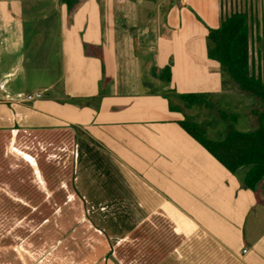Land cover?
Listing matches in <instances>:
<instances>
[{"label": "crops", "instance_id": "crops-1", "mask_svg": "<svg viewBox=\"0 0 264 264\" xmlns=\"http://www.w3.org/2000/svg\"><path fill=\"white\" fill-rule=\"evenodd\" d=\"M232 13L246 15L249 70L264 79V0H0L3 156L30 160L32 133L72 165L53 203L0 184V223H69L70 264H264V178L244 187L178 124L206 115L175 96L188 91L244 119L233 101L250 95L206 53L208 28ZM31 234L5 254L29 264Z\"/></svg>", "mask_w": 264, "mask_h": 264}, {"label": "trees", "instance_id": "trees-1", "mask_svg": "<svg viewBox=\"0 0 264 264\" xmlns=\"http://www.w3.org/2000/svg\"><path fill=\"white\" fill-rule=\"evenodd\" d=\"M206 53L219 63L222 74L235 84L239 92L254 98L256 104L249 108L248 113L253 117L255 126L238 129V113L219 107L215 109L210 94L200 91L175 94L183 107L206 112L200 120L194 114L183 113L178 124L228 171L239 174L244 187L255 191L264 178V79L249 70L246 15L232 13L217 27L208 28ZM159 76L169 80V66L163 67ZM169 106L173 107L171 102ZM220 121L223 122V129L216 130L213 137L208 136V129L216 128Z\"/></svg>", "mask_w": 264, "mask_h": 264}, {"label": "rangeland", "instance_id": "rangeland-1", "mask_svg": "<svg viewBox=\"0 0 264 264\" xmlns=\"http://www.w3.org/2000/svg\"><path fill=\"white\" fill-rule=\"evenodd\" d=\"M28 75L31 78H35L31 68L28 71ZM230 82V81H229ZM235 86L234 83H231ZM239 92V91H238ZM243 99H234L236 102L235 106L238 112L244 114V119H238L236 122V127L238 129H246V126L242 125L249 119V129L255 126L253 117L248 113L249 108L256 104L253 97H245ZM247 96V95H246ZM219 104L215 103L214 108H218ZM232 107V105H231ZM248 108V109H247ZM214 109V111H215ZM192 112V110H189ZM217 115V113H215ZM220 129H223V122L220 121ZM208 136H212V131L207 132ZM8 134L0 132V184L8 182H14L23 186L32 197L36 198L43 204L47 201L54 202L53 193H62L59 195V199L65 198V194L70 192L68 189L71 188V173L72 165L69 157H55L51 155L52 153H59L55 146H50L46 144H40L37 137L29 133L25 135L31 144L29 153L31 154L30 160H23L19 157H15L10 154L8 157L3 156L4 151V140ZM35 154V155H34ZM47 156V157H46ZM46 157V158H45ZM1 187V186H0ZM5 193V192H4ZM70 224L69 223H42L30 222L25 224H6L0 223V264H4L10 261L12 264H20L17 259L12 255L5 254L4 246L8 241L14 242L21 239L22 233H27L29 231L32 234L29 236V245L21 249L22 255L23 249L26 250L25 261H29V264H70V252L66 248H70V237L69 233ZM55 233H61L67 236V239H63L64 250L55 251ZM86 232H81V235H85ZM84 240V239H83ZM83 244L79 242V252L80 255L84 251V241ZM23 247V246H22ZM20 248V246H18ZM74 256V255H73ZM73 263V262H72Z\"/></svg>", "mask_w": 264, "mask_h": 264}, {"label": "built area", "instance_id": "built-area-1", "mask_svg": "<svg viewBox=\"0 0 264 264\" xmlns=\"http://www.w3.org/2000/svg\"><path fill=\"white\" fill-rule=\"evenodd\" d=\"M42 96V93L41 92H34V93H28L25 95V99L26 100H31L33 98H38V97H41ZM245 249H243L244 251Z\"/></svg>", "mask_w": 264, "mask_h": 264}]
</instances>
